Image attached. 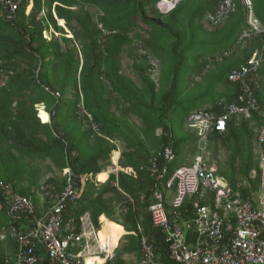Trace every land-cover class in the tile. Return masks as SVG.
<instances>
[{
  "label": "trees",
  "instance_id": "obj_1",
  "mask_svg": "<svg viewBox=\"0 0 264 264\" xmlns=\"http://www.w3.org/2000/svg\"><path fill=\"white\" fill-rule=\"evenodd\" d=\"M29 1L22 0L11 23L3 18L0 7V179L22 196L35 195L32 189L40 186L37 177L26 176L30 171L26 157L42 160L52 157L58 170L70 167L77 174L97 175L98 180L104 172L103 163L114 149L110 140L123 139L128 150L135 152V156L121 158L123 167H139L150 158L152 150L171 141L178 154L184 143L191 138L197 141V137L189 129L176 137L171 126L173 115L180 107L196 111L208 102L220 114L221 106L239 94L238 84L229 82L228 75L246 64L251 53L264 44V0H252L263 33L254 38L252 46L246 50L247 46L236 48L229 57L224 53L234 48L240 33L248 29L247 12L241 0H235L236 12L217 24L210 17L220 0H182L167 14L157 8L160 0H32L33 6L26 15ZM75 6L80 9L74 10ZM89 7L95 9L94 14ZM66 28L73 37L66 36ZM44 32L52 39L48 40ZM57 33L60 37L55 38ZM127 46L135 51V60L141 59L135 64L140 86L122 72L121 53ZM150 55L160 60L157 81L152 78L155 68L148 63ZM218 56L222 58L217 62ZM263 74L264 64L260 70L261 86L256 93L262 108ZM196 77L200 78L198 82ZM104 80L109 88L102 83ZM81 94L84 110L105 137L97 136L90 125L86 127L89 122L81 112ZM113 100L114 108L110 105ZM43 106L49 120L43 115L46 111ZM130 113L142 119L146 125L140 129L143 139L146 142L151 136L154 145L144 147L142 142L131 139L132 127L124 121ZM251 124L255 129L260 125L257 118L238 127L229 122L226 132H216L210 139H218L222 144L231 137L240 140L239 131ZM90 138L95 139L94 145L90 144ZM256 169L258 173V162ZM245 170L249 174L247 164ZM225 178L236 187L237 182ZM24 180L29 183L24 185ZM111 180L115 177L111 176L96 193L94 185L88 184L76 215L79 222L81 214L89 212L97 225L102 214L112 219L114 205L120 201V206L117 204L126 213L123 216L126 230L104 215L99 226L101 230L108 224L109 236L120 241L127 231L136 230L135 216L131 202ZM46 181L61 182L55 176ZM118 184L136 201L137 209L143 214V208L149 204L146 186L122 173L118 175ZM252 185L241 187L242 194L246 196L257 190L258 177ZM140 192L146 195L143 204L139 203ZM145 218V230L152 233L150 218L148 215ZM153 233L157 252L166 261L163 237L158 231ZM129 237H134L136 242H129ZM125 239L124 251L139 257L138 238L128 235ZM0 264H5L1 246Z\"/></svg>",
  "mask_w": 264,
  "mask_h": 264
},
{
  "label": "built area",
  "instance_id": "obj_2",
  "mask_svg": "<svg viewBox=\"0 0 264 264\" xmlns=\"http://www.w3.org/2000/svg\"><path fill=\"white\" fill-rule=\"evenodd\" d=\"M180 1L160 0L157 8L167 14ZM21 2L0 0L6 21L15 20ZM241 4L247 12L248 29L240 33L234 48L224 53L227 57L263 33L252 0H241ZM29 5L32 8V0ZM236 9L235 0H220L210 20L220 23ZM29 13L26 9V15ZM221 58L218 56L217 62ZM263 64L264 44L251 53L246 64L228 75L229 82L238 84L239 94L221 106L220 114L209 107L185 115V125L196 134L201 153L191 165L178 166L170 172L177 158L171 141L152 150L148 161L137 168L114 164L109 168L110 174L123 173L135 178L143 173L149 181L147 210L152 229L163 235L167 255L163 261L150 237L137 225L141 264H264V108L256 95ZM80 107L92 131L101 136L91 115ZM255 118L260 124L255 129L259 163L257 175L251 178L258 177V185L256 191L245 196L240 190L242 186L233 187L210 168L203 153L211 135L226 132L229 122L238 127ZM62 172L61 182L45 181L31 196H22L0 179V210L8 219L9 237L15 242L13 254L4 257L5 264H87L88 257L96 256L102 258L99 264H113L116 254L102 246L100 224L96 225L90 215L80 216L78 222L76 215L85 184L93 182L98 186L100 182L92 174H77L70 167ZM112 185L119 189L116 179ZM37 198L42 207L35 203Z\"/></svg>",
  "mask_w": 264,
  "mask_h": 264
},
{
  "label": "rangeland",
  "instance_id": "obj_3",
  "mask_svg": "<svg viewBox=\"0 0 264 264\" xmlns=\"http://www.w3.org/2000/svg\"><path fill=\"white\" fill-rule=\"evenodd\" d=\"M260 4H262V2H260ZM30 9H31V5L27 7V11H30ZM73 9L78 11L80 9V6H75ZM88 10L92 14H94L95 12V9L91 7H89ZM66 32H67L66 36L70 35V37H73V34L71 33V30L69 28L68 29L66 28ZM44 35H46V32H44ZM54 37L58 38L60 37V34L57 33L56 35H54ZM46 38L48 40L52 39V37H49V38L46 37ZM253 43H254V39L244 43V45L242 46H247L245 48L246 50L248 47L252 46ZM134 52L135 51L131 50V46H127L124 48L123 52L121 53L122 54V60H121L122 72L129 79H131L136 85L140 86L141 84H140V80L137 75L135 64L139 63L141 59L140 57H137V60H135L136 55H133ZM148 61H149L148 63H150L155 68L152 74V78L155 81H157L159 77L158 75L160 73V64H159L160 60L158 58H154L153 55H150ZM195 79L198 82L200 78L196 77ZM102 83L106 85L108 88L110 87L109 83L106 80L102 81ZM221 90L224 91L225 87H222ZM65 97L70 98L69 95L67 94H65ZM80 105L84 107L83 94L80 95ZM110 105L114 108L115 100L111 101ZM209 107H211V103L208 102V103L203 104L201 106V109L209 108ZM190 111H192L191 108H188V107L181 108L180 107L178 112L173 115V118L171 119V126H172V129L176 137L182 135V133L189 132L186 128L184 120H185V115ZM116 112L119 115V112L118 111ZM46 117H48V115H46ZM124 121L127 122L132 127V129H130L132 140L134 138L135 140L142 142L144 144V147H145V144H146V147H150V145L152 144L154 145V140L152 139L151 136L147 137L146 142L143 139L144 136L141 134L140 129L141 127H146V125H144V122H142V119L130 113L124 117ZM88 126H89V123L87 124L86 127L88 128ZM238 134H239L240 140L237 139L236 137H231L226 140L225 144H222L221 141L218 139H214V138L212 140L210 139L207 146H205L203 156L206 159L207 163L209 164L210 168L215 173L224 175L228 179L237 182V185L239 184L240 187L242 186V187L249 188L253 186L252 185L253 183H255V179L251 178V176L257 175L256 165H257V162L259 163V154H258L257 144L255 145V127L253 124H251L250 127L248 126L246 127L245 130L239 131ZM94 140H95L94 138H90V142H91L90 144L94 145L95 144ZM240 141H243V142H240ZM113 143L117 145V147H119L121 151V158L127 155L131 156V154L135 156V152L134 151L131 152L130 150H128V148L126 147V142L123 139H114ZM253 149H254V152H253ZM117 154L118 153L116 152L115 155ZM199 154L201 153H200V150L198 149V143H196L194 138L189 139L186 143H184L179 148V152L177 154L176 161L172 165L171 172L178 166L191 165ZM254 156L256 159H254ZM25 160L28 163L27 169H30V171L27 170L28 172H26L27 178L30 176L37 177L38 178L37 183L39 185L44 183L46 179H48L49 177H52V176H55L56 178L62 177L63 170L62 171L58 170L56 159L52 157H48L43 160L42 159H31V158L26 157ZM246 164L250 168L249 174H246V170H245ZM119 165H121L120 162H119ZM111 167H112V163H111V158L109 157V159L105 160V162L103 163V169L108 170ZM36 170L38 171L35 172ZM28 183L27 181L24 180V185H27ZM101 184L102 183H99L98 185L99 187L93 186L94 187L93 192L95 193L99 192L104 185L102 184V186H100ZM33 191L35 190L32 189V192ZM119 202L117 201V203ZM6 220H7V223H6ZM109 220H114L115 222L121 225L124 223L123 218L121 217V215H119V210L117 208L114 209L113 217L112 219H109ZM7 224H8L7 217L0 210V226L2 227V233L6 236V243L11 245L12 240H10L11 238L9 237V231L6 226ZM109 231H111L110 228H109ZM118 237H120V235ZM128 240L131 243L136 242V239L134 237H129ZM126 241L127 239L125 238H122L121 242L119 241V239L118 241H116L117 250L115 252L116 257L114 259L113 264H140V260L136 255L127 254L124 251L125 246L127 245ZM121 260L123 262H120Z\"/></svg>",
  "mask_w": 264,
  "mask_h": 264
},
{
  "label": "crops",
  "instance_id": "obj_4",
  "mask_svg": "<svg viewBox=\"0 0 264 264\" xmlns=\"http://www.w3.org/2000/svg\"><path fill=\"white\" fill-rule=\"evenodd\" d=\"M185 121V120H184ZM98 128H99V126H98ZM187 128V127H186ZM188 129V128H187ZM99 133H100V131H99ZM97 135V134H96ZM100 135L101 136H99V137H105V136H103L101 133H100ZM98 136V135H97ZM111 141H113V140H111ZM113 145H114V149L112 150V152H111V156H112V154H113V151L115 150L116 152H120V158H119V162H120V160H121V151H120V149H119V147H117V145H115L114 143H112ZM111 156H110V158H111ZM117 160V158H115L114 159V161H116ZM148 161V160H147ZM146 161V162H147ZM118 162V161H117ZM117 162H115V163H117ZM118 162V163H119ZM146 162H144V163H146ZM111 163H112V159H111ZM144 163H142V164H144ZM141 164V165H142ZM173 165V164H172ZM172 165H171V168H172ZM118 166H119V164H118ZM121 167H123L122 165H120ZM140 166V165H139ZM129 167V166H128ZM123 168H125V167H123ZM134 168H136V167H134ZM170 168V169H171ZM104 172L103 173H101L100 175L101 176H99V178H98V181L100 182V183H102V184H106L107 182H109L110 181V178H111V176H114L115 177V179H116V182H118V175L119 174H121V173H118V174H110L109 173V175H107L106 173H105V170H103ZM108 171V170H107ZM170 172H171V170H170ZM104 174V179H102V175ZM123 174V173H122ZM124 175H126V174H124ZM96 176L97 175H94L93 177H95L96 178ZM126 176H128V177H130V178H133V179H135V180H139V182H141L142 183V185H144V186H146V192H148V188H149V181H148V179L145 177V174H143V173H141V174H139L138 175V177L137 178H135V177H132V176H129V175H126ZM105 179H107L105 182H103ZM112 182H113V180H111V184H112ZM88 184H92V185H94V186H96L95 185V183H93V182H87L86 184H85V187H84V192H85V189H86V187H87V185ZM102 184L100 185V186H102ZM96 187H99V186H96ZM115 187V186H114ZM118 187H119V184H118ZM117 188V187H116ZM118 189V188H117ZM118 191L120 192V194L122 195V196H124V197H126V199L128 200V202H132L131 204L133 205L132 206V208H134L135 209V211H134V215H135V217H134V219H135V226H136V230H134V231H132V232H130V231H127L128 233H127V235H123L122 237H121V239L122 238H125L126 236H128V235H133V236H136L137 238H138V243H139V232H138V229H137V225H140L141 227H142V232L145 234V235H147V236H149L150 237V239H151V241H152V243H153V245H154V248L155 249H157L158 247L156 246V240H155V237H154V231H156L157 232V230H153L152 229V225H151V232L152 233H147L146 232V227H145V216L146 215H148L149 216V218H150V215H149V213H148V210H147V208H143V214L142 213H140L139 212V210L137 209L138 207L136 206V201L133 199V198H131L128 194H126V192H124L120 187H119V189H118ZM140 195H139V203L140 204H143L144 203V201H145V198L143 199V197L144 196H146L145 195V192H140L139 193ZM148 195H149V192H148ZM37 200V205H38V207H42V203H41V200H39V198H37L36 199ZM130 200V201H129ZM80 203V202H79ZM119 204V203H118ZM117 204V202L115 203V205H114V209H118L119 210V215H121L122 216V218H124L123 216H125V212H123L122 211V209H123V207L121 206V209L120 208H118V205ZM119 206H120V204H119ZM4 213V212H3ZM83 215H90V217H91V214L89 213V212H84L83 214H81V216H83ZM104 214H102V215H100L99 217H98V223L99 224H101V217L103 216ZM105 217H107L106 215H104ZM108 218V217H107ZM109 219V218H108ZM114 221V220H113ZM123 221L125 222V218L123 219ZM150 221H151V218H150ZM6 223H7V220H6ZM99 224H97V225H99ZM151 224V223H150ZM126 225L128 226L129 224H127V222H126ZM7 226V229H8V224L6 225ZM5 226V227H6ZM122 226H123V228L126 230V227H125V223H123L122 224ZM105 227V226H104ZM109 228H110V226L108 225V224H106V227H105V230H104V232L102 233V238L104 239V246L106 245V241H108V244L107 245H109V246H111V250H108L107 248H106V246H105V248L108 250V251H110V252H112L113 250H114V248L116 247V240L114 239V238H112V237H110L109 236V234H108V232L110 233V231H109ZM159 232V231H158ZM160 233V235L163 237V235H162V233L161 232H159ZM111 234V233H110ZM1 237H3V238H1ZM119 239V238H118ZM121 239H120V242H121ZM10 240H12V239H10ZM123 244V243H122ZM126 244H127V241H126ZM0 246H1V249H2V251H3V254H4V257H5V255H7V254H10V255H12L13 254V252H14V250H15V242L12 240V243H11V245H9L8 243H6V236L2 233V227L0 226ZM117 250V249H116ZM116 250H115V252H116ZM127 254H132L133 255V253H129V252H126ZM139 260H140V243H139ZM137 256V255H136ZM140 264H141V261H140Z\"/></svg>",
  "mask_w": 264,
  "mask_h": 264
},
{
  "label": "bare ground",
  "instance_id": "obj_5",
  "mask_svg": "<svg viewBox=\"0 0 264 264\" xmlns=\"http://www.w3.org/2000/svg\"><path fill=\"white\" fill-rule=\"evenodd\" d=\"M44 113V115L46 116V115H48V113L45 111V112H43ZM48 120H49V115H48ZM47 120V121H48ZM115 153L116 152H114L113 154H112V161H113V163L112 164H114L116 167H118V162L117 163H115L114 162V158L116 157L117 158V161H118V155H119V153L117 154V155H115ZM114 155H115V157H114ZM109 171L110 170H105V173L107 174V175H109ZM101 176V175H100ZM102 179H104V174L102 175ZM107 179H105L103 182H105ZM105 227H106V225H105ZM105 227H103V229H101V230H99V238H100V241H101V243H102V246L105 248V246H106V248L108 249V250H111V246H109V245H107L108 244V241H106L105 243H106V245L104 246V239L102 238V233L104 232V230H105ZM105 248V249H106ZM106 249V250H107ZM107 250V252H109V253H111L110 251H108ZM116 250V247L114 248V250L112 251V252H114ZM96 260V261H95ZM102 261V258L101 257H98V256H96V258H87V260H86V263L87 264H92V263H95V264H99L100 262Z\"/></svg>",
  "mask_w": 264,
  "mask_h": 264
},
{
  "label": "clouds",
  "instance_id": "obj_6",
  "mask_svg": "<svg viewBox=\"0 0 264 264\" xmlns=\"http://www.w3.org/2000/svg\"><path fill=\"white\" fill-rule=\"evenodd\" d=\"M259 20V19H258ZM39 109V108H38ZM46 110V109H45ZM46 112H47V110H46ZM48 113V112H47ZM49 119H50V117H49ZM49 122V121H48ZM48 122H46V123H48Z\"/></svg>",
  "mask_w": 264,
  "mask_h": 264
}]
</instances>
